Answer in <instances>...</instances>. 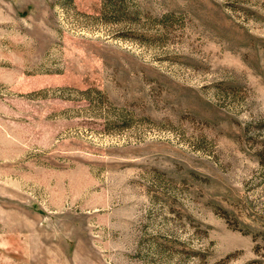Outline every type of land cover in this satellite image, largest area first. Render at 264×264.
Listing matches in <instances>:
<instances>
[{
	"label": "rangeland",
	"instance_id": "obj_1",
	"mask_svg": "<svg viewBox=\"0 0 264 264\" xmlns=\"http://www.w3.org/2000/svg\"><path fill=\"white\" fill-rule=\"evenodd\" d=\"M3 8L0 264H264V0Z\"/></svg>",
	"mask_w": 264,
	"mask_h": 264
},
{
	"label": "crops",
	"instance_id": "obj_2",
	"mask_svg": "<svg viewBox=\"0 0 264 264\" xmlns=\"http://www.w3.org/2000/svg\"><path fill=\"white\" fill-rule=\"evenodd\" d=\"M4 8L3 9H0V22H3V20H4ZM8 57L7 58H9V55H7ZM4 60H6L5 59V53L4 52H0V62H4Z\"/></svg>",
	"mask_w": 264,
	"mask_h": 264
}]
</instances>
